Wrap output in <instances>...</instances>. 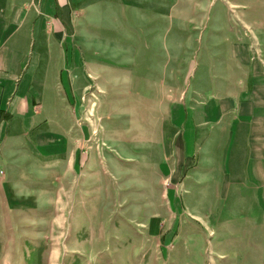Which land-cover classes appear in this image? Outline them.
<instances>
[{"label":"rangeland","instance_id":"obj_1","mask_svg":"<svg viewBox=\"0 0 264 264\" xmlns=\"http://www.w3.org/2000/svg\"><path fill=\"white\" fill-rule=\"evenodd\" d=\"M112 1L67 0L62 11L44 0L25 19L0 12V66H13L0 89V140L24 75L34 111L20 128L34 120L27 148L55 168L21 195L0 145V264H264V204L253 197L239 218L219 199L238 175L235 136L217 170L229 130L219 114L204 122L208 103L218 111L209 92L235 89L249 68L222 36L244 38L264 64V0ZM221 18L223 33L208 25ZM191 126H200L195 147Z\"/></svg>","mask_w":264,"mask_h":264},{"label":"crops","instance_id":"obj_2","mask_svg":"<svg viewBox=\"0 0 264 264\" xmlns=\"http://www.w3.org/2000/svg\"><path fill=\"white\" fill-rule=\"evenodd\" d=\"M28 1H32L33 3L36 2V4H33V7H29ZM45 1L48 9L51 6L54 7L56 5L57 8H59L62 11L68 9L69 3L67 2V0H45ZM107 1L110 2L111 4L112 0H107ZM129 1L134 2L135 3L134 5L138 4L137 6H139V9H144L143 8L144 6L142 7V1L145 0H129ZM155 1H159L163 3L162 0H154V2ZM43 2L44 0H42V2H38V0H0V12L8 11V15H10L11 13L14 14L17 11L20 13L22 12V15L24 16L23 18L25 19L30 14V10L34 9L36 5ZM112 2L114 3V1ZM7 3L10 5L9 7L7 6ZM52 3H56V5H52ZM19 4L22 5L21 9L19 8ZM110 4L108 6L109 10L110 8L111 9L113 8L112 5ZM131 7L132 5L126 6L127 9L129 8L128 10H130ZM44 8H41V14L43 16L45 12ZM43 16L39 18V24H41L42 27L44 26L46 27V24L48 23L46 19H45L46 23L42 21L44 20ZM224 21L225 20L223 18L211 19L210 23L208 22V25L213 23L217 28L216 29L217 32L221 31L223 33V29H224L223 27L227 26V24L224 25ZM170 22H172L171 24H176V22L174 23L173 20H171ZM242 22L244 29L245 27L253 26V23L248 22L244 19L242 20ZM153 24L154 23H152V25ZM159 24L161 25V23ZM151 30L152 29L150 28L149 31ZM211 31L209 32L213 33L214 30ZM260 31L264 33V28H261ZM229 32L232 35L222 36V38L225 41H230V43L234 42V50H232L231 48L232 55L234 57L238 56L240 58L241 63H246L247 65H249V68L246 70H244L243 68L239 69V74H240L239 76L241 81L237 83V87L235 89L232 88L233 85H231V87H229V85L226 87L225 85L223 89L224 94L219 96L217 95L216 97L213 96L215 95L213 92H209L213 100L214 99L218 100V104H217L218 111H214L213 106L215 105L213 104V101L211 103H208L207 106H210V109L208 110V116L206 117L204 122L206 123L212 122L213 119H215L216 116L219 114V117L221 116V118H223L226 121L225 127L227 130H229L227 132L228 141L224 149V153L222 154L223 158L222 159L220 158V160L218 161L220 167L217 166V170H220V168H222L226 171V161L228 160V155L230 153L232 143L234 142L233 137L235 136L236 144L234 147V169L238 170V175L236 179L233 180L232 178L230 181L224 182L222 184L224 185V194H223L224 199H221L220 196L219 199L221 201L224 200V202H228L229 200L233 201V204L230 205L229 207L231 209L235 207V210L238 211V213H240L238 214V217L242 218L240 215L243 212V210H246L244 209L245 204H250V207L252 209L254 208L255 200H253V197H256V199L259 200V202L262 201V203L264 204V70L262 68L264 64L261 62V60H259L257 57L251 54L249 47L244 38L237 41V36L235 34L233 35V31L229 30ZM144 34L145 36H148L149 39H151L150 37L151 35H147V32H145ZM176 34L177 33H174L173 35ZM233 36L236 37V39L235 38L233 39L232 38ZM254 36L258 40V37L255 33ZM144 54L145 51L142 53V55ZM12 67L13 66H11L9 69H6L7 67L0 66V74H3V76L0 75V89L2 87V84H4L7 80V78L5 77L6 72H8L7 70H10ZM14 71H16V66ZM150 75L153 76L152 74ZM23 76L24 75H22L19 78L20 83L18 85V91H16V96L12 101V103L14 104L13 108L11 109L6 108L10 117L11 114L13 117L11 120L10 130H7L6 131L7 133L3 134L4 136L3 140H0V145L3 146V150L4 151L9 150L13 154L14 157L13 163L9 160L10 175L12 176L13 179L11 183L13 185L17 182L18 185H21L22 187L21 189H23L20 190L21 195L23 193L27 194L28 189L26 190L25 188L27 187V184L29 182L31 181L39 182V180H43V178L46 175H48V173H50L51 170H55V168L52 167L50 160H47L48 157L43 155L45 154V152H43V154L40 152L38 153L39 156L37 155L34 156V154L31 153L30 150L27 148L25 137L29 135L28 128H32L35 125L32 124L34 123L33 122L34 120L32 119L30 126L25 127L24 125L22 126L24 127L23 129L20 128L21 127L20 122H22L21 120L25 121L24 116L32 117L34 111V109L31 110L34 105L33 98L32 101H27L26 99V94H25L26 85L24 84V80L26 78L25 76L24 77ZM153 78H154L153 83H155L156 85L157 80L154 76ZM192 90L197 91L195 87H193ZM192 98L193 100H195L194 97ZM191 106L193 107L195 105L192 104ZM27 113H30V115L28 116ZM196 114L198 113H196L193 107V112H191V120L193 122L195 120H198ZM216 121L214 122L216 123ZM16 124H17V132H14L12 131V128ZM219 127H220L219 135H223L224 124L223 125L221 124ZM191 128L193 129L195 135L194 145H193L195 147V140L198 137L196 131L200 130L199 129L200 126H198L197 129L196 127L193 126H191ZM36 143L37 146H40L39 144H41L37 140ZM174 144H180L181 147H183V145H185V142L183 141L182 138H180ZM38 149L40 150V148ZM201 154H203V152H201ZM44 157H46V159ZM200 159L201 158L199 157L192 162L189 161L188 166L186 167L187 170H189L192 166L193 168L196 167L197 164L200 162ZM23 185L25 188H23ZM231 187L233 189H231ZM229 211L230 212H228V216L231 217L236 216L231 214L232 210Z\"/></svg>","mask_w":264,"mask_h":264},{"label":"trees","instance_id":"obj_3","mask_svg":"<svg viewBox=\"0 0 264 264\" xmlns=\"http://www.w3.org/2000/svg\"><path fill=\"white\" fill-rule=\"evenodd\" d=\"M3 112H4V116H9V113L5 112L4 110H3Z\"/></svg>","mask_w":264,"mask_h":264}]
</instances>
